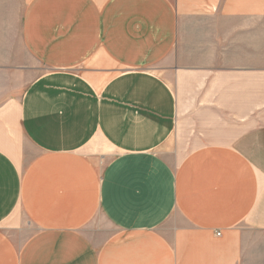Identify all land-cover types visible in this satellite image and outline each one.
Segmentation results:
<instances>
[{"label":"crops","instance_id":"crops-1","mask_svg":"<svg viewBox=\"0 0 264 264\" xmlns=\"http://www.w3.org/2000/svg\"><path fill=\"white\" fill-rule=\"evenodd\" d=\"M0 264H264V0H0Z\"/></svg>","mask_w":264,"mask_h":264},{"label":"rangeland","instance_id":"rangeland-1","mask_svg":"<svg viewBox=\"0 0 264 264\" xmlns=\"http://www.w3.org/2000/svg\"><path fill=\"white\" fill-rule=\"evenodd\" d=\"M40 71L41 69H39V72ZM216 140L217 139L213 138L189 137L180 135V137L175 138L173 146L169 147V151L171 152L169 154H171L170 156L174 159L181 158L191 149L200 146L201 144H206Z\"/></svg>","mask_w":264,"mask_h":264},{"label":"built area","instance_id":"built-area-1","mask_svg":"<svg viewBox=\"0 0 264 264\" xmlns=\"http://www.w3.org/2000/svg\"><path fill=\"white\" fill-rule=\"evenodd\" d=\"M217 234H219V233H217Z\"/></svg>","mask_w":264,"mask_h":264}]
</instances>
